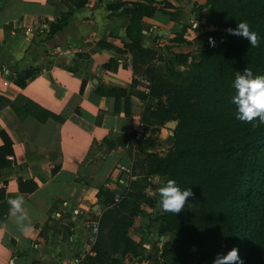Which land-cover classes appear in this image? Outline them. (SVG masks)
<instances>
[{"label": "crops", "instance_id": "1", "mask_svg": "<svg viewBox=\"0 0 264 264\" xmlns=\"http://www.w3.org/2000/svg\"><path fill=\"white\" fill-rule=\"evenodd\" d=\"M210 1L87 0L73 6L65 0H0V130L13 148L9 164L0 167V202L22 195L30 218L27 232L9 213L0 218V264H55L75 257V264L110 262L112 253L98 252L103 214L120 199L133 203L131 210L136 204L144 213L152 210L143 195L155 193L149 185L140 198L133 192L135 145L150 135L142 120L147 100L137 95L148 91L140 58L146 50L196 52L216 33L208 19ZM137 3L154 9L145 13ZM58 20L61 29L50 35ZM110 59L111 67H103ZM27 71L33 75L18 85L15 77ZM106 86L125 93L116 99L101 91ZM46 112L60 119H41ZM19 178L33 179L37 187L20 191ZM123 235L128 245L135 234ZM121 260L120 253L114 264Z\"/></svg>", "mask_w": 264, "mask_h": 264}, {"label": "trees", "instance_id": "2", "mask_svg": "<svg viewBox=\"0 0 264 264\" xmlns=\"http://www.w3.org/2000/svg\"><path fill=\"white\" fill-rule=\"evenodd\" d=\"M65 1L73 6H81L87 0ZM221 3L233 15L232 24L237 27L238 23L245 21L250 25L251 30L260 37V46L252 48L243 37L228 44L221 43V52L204 79L206 88L209 87L206 97L209 99L210 111L191 117H182V114L171 117V112L180 107L194 89L190 87L183 90L152 69H146L145 72L148 91L137 92V95L147 100L145 103L149 108L147 115L142 117L143 121L163 125L169 119H179L174 137L197 144L199 148L198 151H192V147L182 146L167 154L157 160L155 172L164 178V183L169 179L190 178L186 186L195 195L189 200H206L211 202L210 207L215 205L212 212L217 225L215 246L225 250L228 246L233 248L238 245V250L243 251H239V256L246 264H264V124L253 128L252 124L238 121L235 118L236 106L231 103L235 94L232 85L237 71L243 72L248 67L254 76L264 75V0H221ZM136 8L149 14L154 9L141 3H137ZM62 23L61 20L51 23L50 35L61 29ZM175 55L183 58L189 56L188 53ZM111 61L114 60L110 59L102 66L111 67ZM32 75L33 72L27 71L22 76L17 75L14 80L23 86ZM204 81L199 78V84L195 86L202 89ZM131 83L134 87L136 79L133 78ZM101 91L114 94L116 99L125 93L124 88L109 86ZM9 104L13 102L9 101ZM126 112H129L128 109ZM49 116L60 119L49 112L41 119ZM0 138V167H3L9 164L7 155H13V148L12 140L4 130H0ZM190 152L191 155L186 154ZM36 187L37 183L33 179L18 180L20 191L30 192ZM4 195L5 189L0 187V200ZM8 213V201L0 202V218ZM210 217L201 216L200 221ZM199 237L200 243H204V236ZM119 241L124 249L128 248L124 239ZM204 262L201 256L190 263Z\"/></svg>", "mask_w": 264, "mask_h": 264}, {"label": "rangeland", "instance_id": "3", "mask_svg": "<svg viewBox=\"0 0 264 264\" xmlns=\"http://www.w3.org/2000/svg\"><path fill=\"white\" fill-rule=\"evenodd\" d=\"M208 7V19L216 30V33L211 37L215 41L214 47L210 45L209 39H204L197 47H194L193 50L196 52L189 51V56L185 58L177 57L173 51L161 54L158 51L148 50L144 51L143 57L140 58L142 70L152 69L183 90L190 87L194 89L193 94L188 96L180 107L171 112V117H175L176 114H182V117H191L210 111L209 99L206 97L209 87L206 88L205 76L211 72L214 60L221 52V43L228 44L239 39L238 36L226 32L228 28L235 29L236 25L232 24L234 17L223 7L221 0H211ZM139 56L138 53L137 60H139ZM199 78L200 81H204L202 89L195 86L199 84ZM175 120H177L176 126H179V119ZM159 124L157 122L147 123L149 125L147 128L150 130L147 133L150 135L139 140L135 145L134 152V160L138 165L136 172L138 179L133 183L134 190H136L133 192L140 198L145 190L144 186L149 185L155 193H151L150 197L147 192L143 195L146 194L150 204H153L152 210L144 213L138 204L131 210L133 203L131 204L128 199H120L117 204L113 205V209H108L99 222L98 252L99 254L105 252L101 256L112 253V258H110V262L99 258L91 264H114L119 259L120 253L122 264H134L136 260H145V263L142 264H192L191 261L193 262L201 256L205 260L203 264H213L217 254L226 255L231 249H238V245L233 248L228 246L225 250L215 246L217 225L216 218L212 214L215 205L210 207L211 202L199 199L189 200L190 207H186L184 211L175 216L161 211L158 189L165 183L164 178L155 172L157 160L175 152L182 146L192 147V151H198L199 148L197 144L184 142L181 141V138L174 137L176 129L171 130L170 134L168 133L170 129H164V125L158 126ZM186 154L191 155L192 153ZM190 180L185 176L175 181L180 188H187L186 185ZM122 209H126L123 214L120 213ZM139 212H141L140 218L136 216ZM208 215H211V219L200 221L201 216ZM133 217H136V221ZM127 230L132 231L135 235L131 239L128 238L129 246L125 248L126 250L122 246L117 249L116 242L124 239L123 234ZM200 235L204 236V243H200ZM125 251L128 252L124 254ZM239 251L243 252L241 249ZM125 259L127 260L124 262ZM241 260L243 264H246L244 259Z\"/></svg>", "mask_w": 264, "mask_h": 264}, {"label": "clouds", "instance_id": "4", "mask_svg": "<svg viewBox=\"0 0 264 264\" xmlns=\"http://www.w3.org/2000/svg\"><path fill=\"white\" fill-rule=\"evenodd\" d=\"M196 27V24H195ZM230 35L243 37L250 42L252 48L260 46L259 35L252 31L250 25L242 21L238 26L226 29ZM211 46H215V41L209 38ZM235 94L231 98V103L236 106L235 118L242 123L252 124L253 128L264 124V75H253L250 68H245L243 72H236L233 81ZM258 121V123H254ZM160 197V209L164 213L178 215L190 207L189 198L194 197L191 188L181 189L175 180L169 179L158 189ZM9 215L15 218L21 231L27 232L26 221L30 222L25 200L22 195L15 196L8 201ZM213 264H243L237 248L231 249L226 255L217 254Z\"/></svg>", "mask_w": 264, "mask_h": 264}, {"label": "water", "instance_id": "5", "mask_svg": "<svg viewBox=\"0 0 264 264\" xmlns=\"http://www.w3.org/2000/svg\"><path fill=\"white\" fill-rule=\"evenodd\" d=\"M176 125H177V120H175V119H169V120H167V121L164 123V126H165L166 128H168V129H170V133H171V130L175 129ZM120 191H121V190H117V192L121 193ZM115 192H116V191H111L110 189H108V190L106 191L107 195H110V196H114ZM106 197H107V196H106Z\"/></svg>", "mask_w": 264, "mask_h": 264}, {"label": "built area", "instance_id": "6", "mask_svg": "<svg viewBox=\"0 0 264 264\" xmlns=\"http://www.w3.org/2000/svg\"><path fill=\"white\" fill-rule=\"evenodd\" d=\"M195 25V24H194ZM3 69H5V68H3ZM6 72H7V70H6ZM7 80H3V85H6L7 84ZM141 127H140V130H141V132L143 131V127H142V125H143V123L141 122ZM145 134H146V131H145ZM91 229L92 230H94V231H96L97 230V225L96 224H91ZM79 261V258L78 257H75L72 261H68V262H62V263H55V264H75V263H77Z\"/></svg>", "mask_w": 264, "mask_h": 264}]
</instances>
